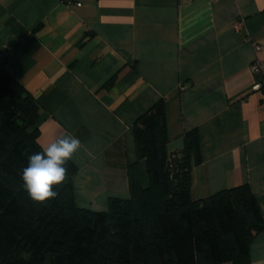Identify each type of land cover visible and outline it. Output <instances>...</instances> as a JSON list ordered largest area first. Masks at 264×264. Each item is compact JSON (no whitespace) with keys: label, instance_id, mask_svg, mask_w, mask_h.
<instances>
[{"label":"crops","instance_id":"obj_1","mask_svg":"<svg viewBox=\"0 0 264 264\" xmlns=\"http://www.w3.org/2000/svg\"><path fill=\"white\" fill-rule=\"evenodd\" d=\"M72 1L0 0V59L39 103L40 146L81 141L77 206L129 198L134 124L164 101L170 154L199 132L193 201L247 184L264 216V0ZM248 264H264V232Z\"/></svg>","mask_w":264,"mask_h":264},{"label":"trees","instance_id":"obj_2","mask_svg":"<svg viewBox=\"0 0 264 264\" xmlns=\"http://www.w3.org/2000/svg\"><path fill=\"white\" fill-rule=\"evenodd\" d=\"M37 99L0 59V264H248L264 232L249 185L193 201L192 169L202 163L197 129L179 154L168 152L164 101L134 124L137 160L127 169L129 198H109L106 212L76 204L78 167L68 162L56 198L43 204L23 188L22 170L39 144ZM148 165L143 188L140 162Z\"/></svg>","mask_w":264,"mask_h":264},{"label":"clouds","instance_id":"obj_3","mask_svg":"<svg viewBox=\"0 0 264 264\" xmlns=\"http://www.w3.org/2000/svg\"><path fill=\"white\" fill-rule=\"evenodd\" d=\"M81 147V141L68 134L49 143L42 152L29 155L21 177L28 197L39 204L56 198L54 188L65 182L66 165Z\"/></svg>","mask_w":264,"mask_h":264},{"label":"built area","instance_id":"obj_4","mask_svg":"<svg viewBox=\"0 0 264 264\" xmlns=\"http://www.w3.org/2000/svg\"><path fill=\"white\" fill-rule=\"evenodd\" d=\"M64 1H66L68 4H72V0H64ZM212 1H214V2H218V1H220V0H212ZM244 26V22L243 21H239L237 24H236V28L237 29H240V28H242ZM255 49H256V52L258 53V52H260L261 50H262V48L260 47V46H256L255 47ZM252 71L255 73V74H259L260 72H261V65H260V63L258 62V60H256V62L252 65ZM261 86L263 85V83L262 84H260Z\"/></svg>","mask_w":264,"mask_h":264}]
</instances>
